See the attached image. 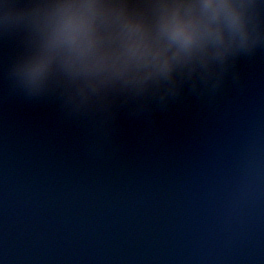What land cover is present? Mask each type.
<instances>
[{"label": "water", "instance_id": "95a60500", "mask_svg": "<svg viewBox=\"0 0 264 264\" xmlns=\"http://www.w3.org/2000/svg\"><path fill=\"white\" fill-rule=\"evenodd\" d=\"M0 0V264H264V0L245 40L135 97L33 81L30 18Z\"/></svg>", "mask_w": 264, "mask_h": 264}, {"label": "clouds", "instance_id": "9594fccd", "mask_svg": "<svg viewBox=\"0 0 264 264\" xmlns=\"http://www.w3.org/2000/svg\"><path fill=\"white\" fill-rule=\"evenodd\" d=\"M30 24L29 78L100 102L172 86L246 38L233 0H56Z\"/></svg>", "mask_w": 264, "mask_h": 264}]
</instances>
